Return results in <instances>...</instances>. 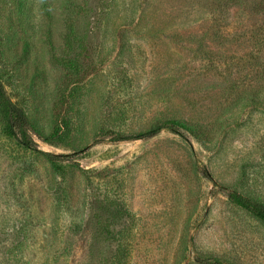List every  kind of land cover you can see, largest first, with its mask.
Instances as JSON below:
<instances>
[{
	"label": "rangeland",
	"instance_id": "obj_1",
	"mask_svg": "<svg viewBox=\"0 0 264 264\" xmlns=\"http://www.w3.org/2000/svg\"><path fill=\"white\" fill-rule=\"evenodd\" d=\"M0 76L65 155L0 117V264H264V223L213 182L264 201V0H0ZM166 119L204 142L133 138Z\"/></svg>",
	"mask_w": 264,
	"mask_h": 264
},
{
	"label": "trees",
	"instance_id": "obj_2",
	"mask_svg": "<svg viewBox=\"0 0 264 264\" xmlns=\"http://www.w3.org/2000/svg\"><path fill=\"white\" fill-rule=\"evenodd\" d=\"M73 23H68V36L66 38V46H68V54L62 56L54 57L55 62L60 65L63 69H65L70 76V79L79 76V67L77 65V58L70 57L69 53L74 48L77 40L74 36ZM76 42V43H75ZM69 79V80H70ZM75 81L67 82L64 91H66ZM0 117L3 124V130L7 137L13 139L17 144H19L22 148L29 151H35L40 153L42 157L51 163L52 165L56 164L58 161L62 160L65 157L64 154L51 153L48 151H40L35 147V143L30 137L29 133H33L38 135L43 141L51 140L52 137L62 136L60 135L61 127L57 128L53 131L49 136L45 135L36 129L32 120L30 119L26 109L23 105L12 99L9 92L5 87V82L0 76ZM168 129L175 133H180V130L190 131L192 134L202 143L204 142V138L206 136V132L203 130L204 128L199 124H190L185 121H179L175 119H166L159 124L153 125L150 128L136 134L133 138H147L156 135L160 130ZM119 138V137H118ZM120 140V139H116ZM211 180H214L211 175L207 174ZM218 185L227 195L228 200L236 205L237 207L245 210L254 218L258 219L262 223H264V201L259 197L255 196L251 192L241 191L238 188L226 185L222 183H217ZM113 215V214H112ZM97 221H100L102 216L101 214H97ZM114 217V215L112 216ZM107 222V221H106ZM99 223V222H98ZM101 230L106 235L111 233L109 231V227L111 225L109 223H100ZM196 261L202 264H227L221 257L213 254H197Z\"/></svg>",
	"mask_w": 264,
	"mask_h": 264
}]
</instances>
